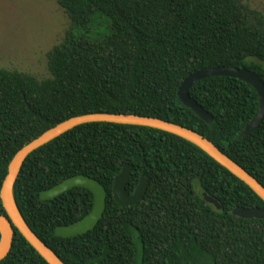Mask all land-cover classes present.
Instances as JSON below:
<instances>
[{"label":"trees","instance_id":"trees-1","mask_svg":"<svg viewBox=\"0 0 264 264\" xmlns=\"http://www.w3.org/2000/svg\"><path fill=\"white\" fill-rule=\"evenodd\" d=\"M55 2L69 26L46 54L49 77L0 68V189L22 147L61 122L94 113L157 118L192 130L264 187V121L238 140L257 112L254 89L226 77L195 83L189 95L211 124L177 98L187 76L212 67L244 68L264 84L261 12L243 0ZM96 16L108 21L103 37L90 32ZM125 165L132 166L128 195L141 177L148 181L143 199L129 207L112 196ZM76 175L102 186L105 211L93 230L58 238L55 228L84 218L93 196L79 187L52 200L39 194ZM13 196L29 228L64 264H264V220L231 214L237 207L264 208L263 201L198 147L161 130L77 126L27 157ZM0 264L47 263L14 228Z\"/></svg>","mask_w":264,"mask_h":264},{"label":"water","instance_id":"water-1","mask_svg":"<svg viewBox=\"0 0 264 264\" xmlns=\"http://www.w3.org/2000/svg\"><path fill=\"white\" fill-rule=\"evenodd\" d=\"M211 77L236 79L251 86L256 92L258 97L257 112L252 120L245 126L244 130L238 137V140L245 138L247 135L255 131L264 121L263 82L255 73L244 68L240 69L234 67L206 68L187 76L178 88V101L185 108L190 109L206 124H211L213 118L202 108V106L190 97L189 90L195 83ZM98 122L149 127L178 136L198 147L220 166L228 170L232 175L247 185L264 203V187L242 167L224 155L212 142L192 130L157 118L133 114L94 113L76 116L45 131L39 137L22 147L10 161L7 168V175L0 189V199L5 211V215L0 214V261L7 256L11 249L15 228L47 264H64L60 258L32 232L25 222L15 203L13 186L23 163L30 154L77 126ZM131 172L132 166L125 165L113 181L112 196L114 201L121 207L136 205L143 199L147 191L148 181L141 177L134 193L132 195L126 193V184ZM78 187L91 192L93 196L92 209L81 220L70 225L56 227L54 230L55 237L72 238L85 234L88 231L93 230L103 216L105 211L106 192L97 181L84 175L70 177L54 187L40 192L39 199L41 201L52 200L64 194L66 191ZM203 198L207 204H212L217 210L220 209L219 205L213 199L205 195ZM231 214L241 219L264 220V208L256 207L246 209L237 207L232 209Z\"/></svg>","mask_w":264,"mask_h":264},{"label":"rangeland","instance_id":"rangeland-1","mask_svg":"<svg viewBox=\"0 0 264 264\" xmlns=\"http://www.w3.org/2000/svg\"><path fill=\"white\" fill-rule=\"evenodd\" d=\"M264 15V0H243ZM108 21L96 16L93 36L107 35ZM69 20L55 0H0V68L49 77L46 54L63 38Z\"/></svg>","mask_w":264,"mask_h":264}]
</instances>
